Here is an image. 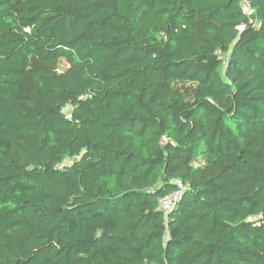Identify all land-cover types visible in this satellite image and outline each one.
Wrapping results in <instances>:
<instances>
[{
    "label": "trees",
    "instance_id": "16d2710c",
    "mask_svg": "<svg viewBox=\"0 0 264 264\" xmlns=\"http://www.w3.org/2000/svg\"><path fill=\"white\" fill-rule=\"evenodd\" d=\"M247 2L0 0V264H264Z\"/></svg>",
    "mask_w": 264,
    "mask_h": 264
},
{
    "label": "built area",
    "instance_id": "2783aa9c",
    "mask_svg": "<svg viewBox=\"0 0 264 264\" xmlns=\"http://www.w3.org/2000/svg\"><path fill=\"white\" fill-rule=\"evenodd\" d=\"M242 8L244 13H246L247 15L250 14L251 9L248 5L247 0H243ZM225 60L227 61L228 57H225ZM177 185L179 189L168 193L167 195L161 197L159 200V206L165 213L169 212L175 206L176 201L180 195V191L183 188V184L181 182H178Z\"/></svg>",
    "mask_w": 264,
    "mask_h": 264
}]
</instances>
